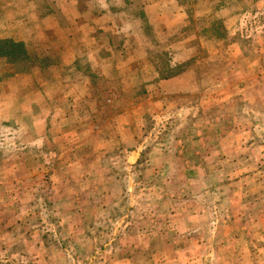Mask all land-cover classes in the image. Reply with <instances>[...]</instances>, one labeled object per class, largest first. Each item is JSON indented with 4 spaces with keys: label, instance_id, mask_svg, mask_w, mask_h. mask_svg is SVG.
I'll use <instances>...</instances> for the list:
<instances>
[{
    "label": "rangeland",
    "instance_id": "obj_1",
    "mask_svg": "<svg viewBox=\"0 0 264 264\" xmlns=\"http://www.w3.org/2000/svg\"><path fill=\"white\" fill-rule=\"evenodd\" d=\"M0 264H264V0H0Z\"/></svg>",
    "mask_w": 264,
    "mask_h": 264
},
{
    "label": "crops",
    "instance_id": "obj_2",
    "mask_svg": "<svg viewBox=\"0 0 264 264\" xmlns=\"http://www.w3.org/2000/svg\"><path fill=\"white\" fill-rule=\"evenodd\" d=\"M98 34H100V33H97V35ZM82 34H81V38H82ZM67 40L69 39V41H70V39L71 38H69L67 35H66V37H65ZM83 38H84V36H83ZM12 40H14V39H12ZM71 43V42H70ZM80 49L78 50V52L76 53V56H78V58H80L82 61H84V56H87V53L85 52L86 51V49L84 48V47H79ZM110 48V47H109ZM48 50V49H47ZM47 50H45V51H47ZM49 50H50V47H49ZM93 52H95V53H97V51H93ZM48 54H46L45 56H47ZM91 62V61H90Z\"/></svg>",
    "mask_w": 264,
    "mask_h": 264
}]
</instances>
